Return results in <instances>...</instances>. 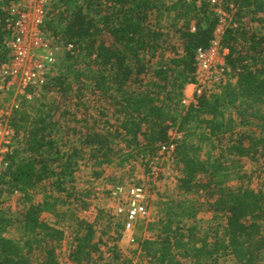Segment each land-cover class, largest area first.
<instances>
[{
	"label": "trees",
	"instance_id": "obj_1",
	"mask_svg": "<svg viewBox=\"0 0 264 264\" xmlns=\"http://www.w3.org/2000/svg\"><path fill=\"white\" fill-rule=\"evenodd\" d=\"M219 3L230 76L187 106L181 100L194 77L196 50L210 46L219 21L208 0H58L48 9L41 31L72 45L66 58L73 62L48 74L37 99H25L10 119L16 146L7 155L0 196L17 192L25 208L0 214V264H31L36 249L45 264H62L59 223L72 244L67 261L103 262V245L105 264H119L124 220L98 209L88 222L66 207L73 159L123 166L142 156L148 163L171 143L178 196L161 203L157 232L140 242L139 256L148 264H219L226 256L234 264H264V191L228 185L238 177L235 157L264 151V0ZM6 17L0 9V66L10 58ZM86 95L97 116L83 124L69 109L86 112ZM170 130L180 136L172 138ZM36 187L38 199L28 192ZM199 210L212 219L203 232ZM43 213L55 222L41 219ZM11 219L23 242L3 235Z\"/></svg>",
	"mask_w": 264,
	"mask_h": 264
},
{
	"label": "rangeland",
	"instance_id": "obj_2",
	"mask_svg": "<svg viewBox=\"0 0 264 264\" xmlns=\"http://www.w3.org/2000/svg\"><path fill=\"white\" fill-rule=\"evenodd\" d=\"M42 35L43 42L48 45V50L51 51L54 56V62L48 68L47 73L54 75L59 72L61 68L71 65L73 61L66 58V53L68 51L66 45L62 42H55L50 36L45 35L43 32ZM14 88L15 89H12V91L8 93V97H0V101L3 104L10 105L12 103H18L20 106L25 99L33 103L39 95L38 89L35 91H26L25 95H21L19 92L21 89L17 90L16 87ZM191 88L193 90L192 86H188V88L185 86L184 90L187 89L188 94H190L192 92ZM88 97V95L83 97L86 105L89 107L86 112L83 108L76 112V109H73L75 107L72 105L69 109L72 111L75 110L77 120L81 119L80 123L83 124H85V120L89 123L92 122L93 117L97 116V112L90 106L92 105V97ZM1 102L0 106L3 105ZM70 123L74 124L73 121ZM80 123L77 124L80 125ZM238 128H240V125H236L234 129L237 130ZM179 136L180 134L176 133L172 138H178ZM69 146L70 145H67L65 148L67 149ZM171 155L170 153H159L148 163L146 162V157L138 156L131 158L123 166H119L117 162L110 165H97L86 160L85 156L83 159L77 157L73 159L74 161L76 160L75 168L77 169L72 175L73 182L70 184V186L73 185V189L70 191L72 195L69 197L65 196L66 207L75 210L80 218L88 222L94 221L98 209H104L114 217V220L118 219L121 221L123 218L117 216L115 210L117 206L123 205L125 196L124 194L113 195V192L116 191L117 188H122L124 192L127 188L135 185L143 186L146 189L145 199L143 200L146 213L136 219L131 229H123L121 232L122 236L118 241L120 254L119 264H148L143 257L139 256V244L143 239L150 238L157 232L158 221L161 218V203L169 198L178 196L176 191L178 171L174 168ZM153 164L156 165L157 170L155 171L156 173L151 174L150 167L154 166ZM231 167L238 172V177L228 183L231 188L236 189L241 187L264 191V151H260L254 156L235 157ZM28 192L32 193L36 199L40 198L39 192L41 191L38 187L35 189H28ZM24 208L25 204L19 193L16 192L0 196V214H16L19 210ZM41 219L48 222H55L54 217L47 213H43ZM11 220L13 221V219ZM102 223H105V221H102ZM196 224L201 229V232H203L212 224L211 214L205 210H199L196 214ZM55 225L57 227L59 226L64 231V238L60 246L56 249V255L62 264H74L66 260L72 246L68 236V228L62 226L61 223ZM101 227H103L102 224L95 225V237L101 232ZM3 235L7 238L23 242L22 232L16 221H13V223L7 227ZM103 239H106V236H104ZM108 243V245L112 244L111 241ZM101 250L104 263L98 262L97 264H105L109 259V253L106 252V247L102 245ZM30 258L31 264H45L38 249L31 253ZM219 264H234V260L231 256H226L221 258Z\"/></svg>",
	"mask_w": 264,
	"mask_h": 264
},
{
	"label": "built area",
	"instance_id": "obj_3",
	"mask_svg": "<svg viewBox=\"0 0 264 264\" xmlns=\"http://www.w3.org/2000/svg\"><path fill=\"white\" fill-rule=\"evenodd\" d=\"M58 0H0V9L5 11L7 37L5 45L10 50V58L0 66V97H8L12 89L17 88L21 95L26 91L39 89L47 80L48 68L54 62V56L43 42L41 26L45 21L47 9ZM197 3L200 0H196ZM209 5L217 14L219 21L214 31V38L206 49H197L195 54V73L190 84V94L184 90L181 104H196L197 97L212 86H220L230 76L225 56L227 49L220 43V36L227 25V19L219 6V0H208ZM68 51L72 45H66ZM43 51V52H42ZM26 97V96H25ZM0 98V99H1ZM1 102V101H0ZM2 103V102H1ZM3 104V103H2ZM19 108L18 103L0 106V177L8 164L7 155L15 146V134L9 123L12 114ZM176 134L172 130L169 135ZM174 143L160 145L159 153H172ZM150 167V173L157 170L156 165ZM124 194L123 205L116 207L115 214L124 219V230L133 227L136 219L146 213L143 200L146 189L143 186H131L123 192L117 188L113 195ZM125 204V206H124Z\"/></svg>",
	"mask_w": 264,
	"mask_h": 264
},
{
	"label": "crops",
	"instance_id": "obj_4",
	"mask_svg": "<svg viewBox=\"0 0 264 264\" xmlns=\"http://www.w3.org/2000/svg\"><path fill=\"white\" fill-rule=\"evenodd\" d=\"M187 86V88H188V86H191L190 84H188V85H186ZM193 87V86H192ZM187 90V89H186ZM191 91H192V88H191ZM186 93H187V91H186Z\"/></svg>",
	"mask_w": 264,
	"mask_h": 264
}]
</instances>
